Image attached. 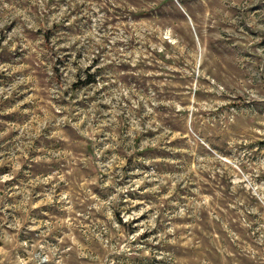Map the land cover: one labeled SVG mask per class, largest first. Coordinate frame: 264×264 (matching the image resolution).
I'll list each match as a JSON object with an SVG mask.
<instances>
[{"label":"rangeland","instance_id":"1","mask_svg":"<svg viewBox=\"0 0 264 264\" xmlns=\"http://www.w3.org/2000/svg\"><path fill=\"white\" fill-rule=\"evenodd\" d=\"M0 264H264V0H0Z\"/></svg>","mask_w":264,"mask_h":264}]
</instances>
